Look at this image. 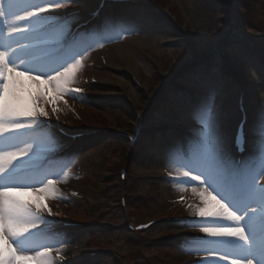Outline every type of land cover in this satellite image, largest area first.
Masks as SVG:
<instances>
[{"label": "rangeland", "instance_id": "rangeland-1", "mask_svg": "<svg viewBox=\"0 0 264 264\" xmlns=\"http://www.w3.org/2000/svg\"><path fill=\"white\" fill-rule=\"evenodd\" d=\"M147 1L174 23L150 16L143 5L106 6L101 29L92 26L78 33L77 44L92 45L82 56L75 57L81 63L68 87L79 89L78 93L62 94L52 102L56 93L50 85L22 78L31 92L39 87L50 101L41 103L48 115L39 117L43 126L32 134L40 145L35 157L40 161L34 158L24 175L31 178L29 182L35 181L34 188L44 187L48 179L56 183L48 194L25 191L21 195L25 200L38 197L42 206L50 210L51 214L47 210L40 213L49 223L39 243L52 245L53 264H228L216 258L225 249L213 243L194 242L193 238L212 240L200 232L201 226L211 225L196 215L203 207L199 190L206 185L199 181L175 182L183 170L169 163L189 154L181 157V147L174 143L179 141L171 139L166 151L158 145L163 143L162 137L151 143L144 141L143 135L144 129L167 122L185 131L181 140L184 148L190 141L191 155L202 151L203 120L194 119L193 109L207 98L214 102L216 133L223 154L233 162L230 138L239 116L236 100L242 92L251 114L246 131L249 139L256 142L253 129L264 108V0H219L220 6L213 0ZM37 3L40 0H22V7ZM96 4V0H81L40 13L44 18L40 35L47 38L61 30L69 32ZM113 13L116 14L111 16ZM65 14L72 19L66 22ZM116 20L119 21L115 23ZM94 45L101 48L104 58H111V67L97 66ZM114 47L129 58L132 73L115 68L118 57ZM55 54L54 49L38 52L37 63H48ZM210 59L213 66L226 62L239 81L222 74L219 67L208 64L205 72L196 66ZM38 74L39 70L27 75ZM131 78L138 82L137 87L130 83ZM40 80H47V76L41 75ZM180 88V96L167 95L166 109L154 114V124L130 122L127 118L123 97L128 98L129 110L144 119L160 96ZM139 126L136 151L114 135L132 134ZM54 128L83 135L68 152L42 166L50 148L58 150L67 142L55 134ZM171 134L172 138L178 137ZM254 149L245 163L258 165ZM122 170L128 174L126 182L118 180L117 173ZM44 176L47 178L41 181ZM260 183H264V175ZM121 195L125 197V209L118 204ZM151 221L156 224L149 231L128 233L125 228ZM61 223L76 227H62ZM37 250L43 248L24 254L34 255ZM228 255L234 258L230 250Z\"/></svg>", "mask_w": 264, "mask_h": 264}, {"label": "snow or ice", "instance_id": "snow-or-ice-1", "mask_svg": "<svg viewBox=\"0 0 264 264\" xmlns=\"http://www.w3.org/2000/svg\"><path fill=\"white\" fill-rule=\"evenodd\" d=\"M80 2L40 0L22 7V0H0V264H53L52 245L39 243L49 223L40 213L47 210L51 214L50 210L42 206L38 197L25 200L21 195L25 191L48 194L56 183L48 179L44 187L34 188L35 181L29 182L31 178L24 175L40 152L32 134L43 126L39 117L48 115L41 103L50 101L39 87L35 93L31 92L22 78L50 85L56 93L52 102L62 94L80 91L68 87L81 63L75 57L82 56L92 45L81 47L75 37L69 43L71 34L64 30L47 38L40 35L44 19L40 13ZM71 19L70 14H65L66 22ZM47 49L55 50L54 58L48 63H37L35 54ZM37 70L38 75H27ZM49 72L55 75H48ZM41 75L47 76V80H40ZM193 117L203 120L202 151L169 163L183 170L175 182L199 181L206 185L199 190L203 207L198 208L196 215L211 225L201 226L200 232L212 240L193 238L194 242L213 243L225 249L216 258L228 264H264V183H260L264 175V108L253 129L254 159L258 165L234 163L224 156L216 133L214 102L202 100L194 107ZM235 140L237 147H241L242 130ZM193 171L196 174L190 175ZM46 178L41 177V181ZM41 247L43 250L35 251L34 255L24 254ZM229 250L234 253L232 259Z\"/></svg>", "mask_w": 264, "mask_h": 264}, {"label": "trees", "instance_id": "trees-1", "mask_svg": "<svg viewBox=\"0 0 264 264\" xmlns=\"http://www.w3.org/2000/svg\"><path fill=\"white\" fill-rule=\"evenodd\" d=\"M213 2L215 3V5H218V6H220V2L219 1H217V0H213ZM221 71L223 72V74H225V75H227V76H231V77H233V78H235V76L233 75V73L231 72V70L228 68V66H227V64L225 63L224 64V66H223V68L221 67ZM172 94H176V95H178V92H173L172 91ZM165 101H167V100H164V98H163V96H161L160 98H158L157 99V105H155L154 107H153V109H152V112L150 111V113H149V115H148V117H147V120H149V121H152L153 120V113L154 114H157L158 113V111H159V109H160V104H164L165 103ZM127 111H128V109H127ZM128 116H129V118L131 119V121H133L134 120V118L132 117V116H130L129 114H128ZM161 132H157V131H152V132H146L145 133V135H144V139H145V141L146 140H148V141H150L151 143L152 142H154V140H153V138L156 136V135H161L160 134ZM158 145L160 146V147H164V144L162 143V142H160V143H158ZM138 149V146H136L135 147V150L134 151H136ZM135 156H136V154H134V158H135ZM152 159L150 158V161H151Z\"/></svg>", "mask_w": 264, "mask_h": 264}, {"label": "bare ground", "instance_id": "bare-ground-1", "mask_svg": "<svg viewBox=\"0 0 264 264\" xmlns=\"http://www.w3.org/2000/svg\"><path fill=\"white\" fill-rule=\"evenodd\" d=\"M119 21V20H118ZM95 47V51H94V56L95 58L97 57L98 58V64L97 66L100 67V68H106V67H111V58L109 56L106 57V61H105V65H101L99 63V58L102 57L103 52L101 50V48H99L97 45H94ZM116 49V53H117V59H118V64L115 66V68L117 69H123V70H128V71H131V73L133 72V68H132V65H131V62L129 60V58L122 52L119 50V47H114ZM114 67V66H113ZM240 118V116H239ZM258 161V160H256Z\"/></svg>", "mask_w": 264, "mask_h": 264}]
</instances>
